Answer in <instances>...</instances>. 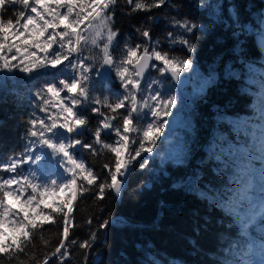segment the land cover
I'll return each instance as SVG.
<instances>
[{
    "label": "trees",
    "instance_id": "obj_1",
    "mask_svg": "<svg viewBox=\"0 0 264 264\" xmlns=\"http://www.w3.org/2000/svg\"><path fill=\"white\" fill-rule=\"evenodd\" d=\"M200 3L201 0H167L162 7L133 12L126 0H118L112 26L118 33L113 41V56L121 54L119 49L125 42L144 44L145 38L136 29L148 28L152 37L148 45L150 51L159 41V48L170 56L191 59L198 76L205 79L215 72L221 73L223 58L225 71L218 87L217 83L209 87L202 98L187 109L189 128H177L187 136L191 155L188 162L161 163V154L171 141L166 143V140L173 135L163 131L154 147L155 156L142 152L132 163L134 168L122 197L106 188L104 198H97L96 185L105 180L110 182L104 165L107 163L114 170L115 156L96 144L91 132L84 133L81 139L93 144L98 154L93 155L89 149L81 147L75 152L100 179L89 186L91 191L78 195L74 202L71 215L75 226H70L69 239L65 242L68 247L62 249L68 253L63 264H154L155 261L159 264H224L226 260L241 258L245 264H263L260 257L264 258V77L260 70L264 68V51L256 35L261 29L259 20L264 13V0H205L204 7L198 6ZM229 9L238 11L239 23L233 22L231 16L236 13H230ZM20 10V5L13 9L14 12ZM184 20L196 24L197 28L185 33L174 23ZM62 30L63 26L58 29ZM169 32L177 40L181 36L190 39L195 52L188 53L183 45L172 43ZM83 56L94 57L96 63L100 60L99 49L91 47ZM75 58L73 54V63ZM89 62L93 61H85ZM155 63L157 66L152 67L141 82L142 87L153 89V80L175 87L173 80L158 70L161 63ZM63 68L60 65L31 76L0 70V176L7 173L3 169L5 164L26 152L29 139L35 140L26 136L30 127L28 121L34 116L46 115L37 108L35 92ZM102 70L94 69V73ZM93 79L98 89L95 94L101 98L112 99V93L123 92L114 72L107 82L95 74ZM164 88L162 92L171 95ZM174 90L180 94V90ZM87 114L94 130L101 117L90 109ZM145 120L151 122L153 117L149 114ZM101 139L112 143L116 138L103 131ZM136 146L131 145L130 150ZM32 147L35 152L44 149L35 143ZM44 151L58 160L50 155V149ZM141 163L146 166L141 167ZM56 219L55 224H44L34 239L35 247L20 254L19 260L10 262L0 256V264H42L62 239V224L59 216ZM104 221H108L107 227L100 226ZM85 241L90 246L80 247ZM50 264H61L59 256Z\"/></svg>",
    "mask_w": 264,
    "mask_h": 264
},
{
    "label": "snow or ice",
    "instance_id": "obj_2",
    "mask_svg": "<svg viewBox=\"0 0 264 264\" xmlns=\"http://www.w3.org/2000/svg\"><path fill=\"white\" fill-rule=\"evenodd\" d=\"M166 2L167 0H126L128 5H132L133 12L150 11L153 7H162ZM117 3L118 0H64L63 3L56 0V8L48 10L50 6L44 4V0H0V70L19 71L31 76L33 73L44 74L41 70L49 67L64 66L59 75L54 73V78L44 81L34 94L38 110L46 115L43 118L34 116L28 121L30 127L26 136L35 138L29 139L25 146L28 154L25 156L22 153L20 158H13L3 166L5 171L14 175L7 178L0 176V256L10 262L19 260L20 254L35 247L34 239L40 234L44 224L57 223L56 217L59 216L62 239L51 256H59L63 264L68 253L61 249H67L65 241L69 239L70 226H75L71 216L74 211L73 202L78 195L83 196L91 191L89 186L95 185L100 179L82 158H78L70 150L80 146L89 149L93 155L98 154L93 144L81 139L85 132H91L95 143L115 156L114 170L107 163L104 165L109 171L110 182L105 180L96 185L99 190L97 198H104L106 188L119 195L124 180L118 179V176H126L132 163L142 152H153L161 129L167 123L161 117L169 115L177 104L175 95L162 96L159 90L142 87L141 82L150 62H161L158 66L160 73H170L177 81L181 79L182 71L192 69L191 59L170 56L169 52L159 48V41L155 42L156 46L150 51L148 45L151 44L152 37L148 28H143L142 31L141 28L136 29L145 38L144 44L125 42L123 48L119 49L121 54L113 56V41L118 35L112 27ZM16 5L21 6L18 12L13 11ZM198 6L204 7L205 0H201ZM40 8L45 11L41 12ZM61 8L66 11L60 12ZM229 11L236 13L231 19L234 23H239L238 11ZM151 19L153 18L149 17ZM174 23L185 33H191L197 28L196 24L188 20ZM259 24V42L264 45V13H261ZM61 26L63 30L58 31ZM168 37H172V43L183 45L188 53L195 52L190 39L181 36L177 40L172 32L168 33ZM90 47L99 49L98 63L94 57L83 56V52ZM73 54L76 57L75 63ZM105 66V73H94V69ZM111 72L120 81L123 92L112 93V99L109 96L101 98V95L95 94L98 89L93 75L105 77ZM260 72L264 77V68ZM60 75L64 78H59ZM61 93L65 95L62 96ZM89 109L91 113L101 117L94 130L89 124ZM149 114L156 119L147 122L145 118ZM113 121L117 123L114 124ZM105 130L110 135L114 134V142L108 143L101 139V133ZM34 143L41 148L50 149V155L58 157L57 165L63 168L59 179L38 177L32 171L24 174L25 163H38L42 159V156L35 155L32 147ZM131 145L137 146L130 150ZM122 153H127V157L122 158ZM140 166L146 165L141 163ZM13 199L15 203L11 202ZM87 222L90 224L91 220ZM100 226L107 227L108 221ZM89 246L87 241L80 245L84 248ZM50 258L46 256L42 264H48ZM154 264H159V261ZM224 264H245V261L242 258L226 260Z\"/></svg>",
    "mask_w": 264,
    "mask_h": 264
},
{
    "label": "rangeland",
    "instance_id": "obj_3",
    "mask_svg": "<svg viewBox=\"0 0 264 264\" xmlns=\"http://www.w3.org/2000/svg\"><path fill=\"white\" fill-rule=\"evenodd\" d=\"M63 2L64 0H61V3ZM221 3H223V1ZM44 4L50 6L49 8L51 10L56 8V0H44ZM39 10L41 12L45 11L44 8H40ZM59 11L63 12L61 9H59ZM47 18H50V17H47ZM259 34L260 33L256 35V39H257L258 45L264 51V45H262L259 42ZM154 65L155 66L153 67L157 66L156 63H154ZM50 69H54V68L49 67L46 70L49 71ZM181 74L189 79V84H191L192 86L188 89L187 88L189 85L188 84L185 87L184 91L182 92L180 91V94H178V92L174 90L175 88L179 90V88L176 85L175 87L170 84H167L165 86L163 84V81H160V80H153V89H149V90H159L162 96H168L167 93L162 92V90L165 89L164 87H166L168 90L167 92L170 91L171 95H175L177 97V104L174 108L171 109V113L167 116L161 117V120L167 121V123L164 124V127L161 129L160 134H162L163 131L165 130H166L165 134L168 132L173 133L170 139L166 140V143H168L170 140L171 141L166 145L164 152H162L161 154L162 157L160 161L162 164H164V162L168 160H171L175 163H185V162H188V160L190 159L191 155L189 154V150H188L189 143L187 141V136H185V133L179 131L177 128L178 127L189 128V125H188L189 118L187 116V109L189 108L190 110L194 101L198 100L199 98H202V96L209 89V87L213 86L215 83L218 82V79L220 76L219 72H215L211 77L207 79L202 78L198 76L194 63L190 71H182ZM154 81H159V83H154ZM155 119L156 118L153 117V120ZM44 149H39L37 152H35V155L42 156V159L40 162L25 163L23 165L24 174H28V172L32 171V172H35L38 177H51L53 179H59L60 178L59 173L63 172V168L59 167L57 165V161L54 160L51 156H47L46 154L47 152L44 151ZM27 154L28 153L26 151L24 155L26 156ZM155 154H156V151H154L153 156H155ZM126 157H127L126 153H122V158H126ZM178 160L179 162H177ZM44 163H48L49 166H45ZM46 167H48V169H46ZM18 171H20L19 168H18ZM11 175H14V174L7 172L4 175V177L7 178ZM13 187H17V186L13 185ZM11 202L15 203V200L13 199ZM260 260L264 264V258L260 257Z\"/></svg>",
    "mask_w": 264,
    "mask_h": 264
},
{
    "label": "water",
    "instance_id": "obj_4",
    "mask_svg": "<svg viewBox=\"0 0 264 264\" xmlns=\"http://www.w3.org/2000/svg\"><path fill=\"white\" fill-rule=\"evenodd\" d=\"M224 2H225V1H223V3H221V4H224ZM154 63H155V60H153V61L150 62V65H149L147 71H145V73H144V79L146 78V75H147L148 71H150V70L152 69ZM106 69H107V66H105V67L103 68V70H102L101 73H105V72H106ZM224 71H225V67H224V58H223V59H222L221 73H220V76H219V79H218V82H217V87H218V85H219V83H220V80H221V77H222ZM111 76H112V72L109 73V74H107L105 77H101V78L107 82V81L110 80ZM165 76H166L168 79H172L173 82L175 83V85L179 88V90H180L181 92L184 91L185 87L189 84V79H188L187 77L183 76L182 74H181V79H180L179 81H177V80H175L174 78H172L170 73H165ZM144 79H143L142 81H144ZM217 87H216V88H217ZM105 132L108 133V130H105ZM79 147H80V146H77L76 149H79ZM74 151H75V150H74ZM154 151H156V148H154V149H153V152L150 153V156H151V157L154 155ZM133 168H134V166L131 165L130 171H129V173H128L126 176H124V177H119V176H118V179H123V180H124V184H123V186H122V188H121V192H120L119 195H117L118 197H122L123 194H124V191H125L126 188L128 187V185H129V181H130V176H131V173H132V171H133ZM191 178H192V176L190 177V179H191ZM186 184H187V183H186ZM186 184L184 185V188H186ZM74 202H75V201H74ZM74 202H73V205H74ZM165 205H166V204H165ZM160 215H161V211H159L158 217H159ZM110 222H113V223H115V224H121L120 222L115 221V220H111ZM65 242H66V241H65ZM50 259H51V258H50ZM50 259H49V260H50Z\"/></svg>",
    "mask_w": 264,
    "mask_h": 264
},
{
    "label": "bare ground",
    "instance_id": "obj_5",
    "mask_svg": "<svg viewBox=\"0 0 264 264\" xmlns=\"http://www.w3.org/2000/svg\"><path fill=\"white\" fill-rule=\"evenodd\" d=\"M75 62H76V58H75ZM71 151H74V150H71ZM75 152V151H74ZM76 153V152H75ZM72 216V215H71ZM61 251H62V249H61ZM49 257H51V259L49 260L48 259V264H50V262L52 261V259H54L55 257H58V256H49Z\"/></svg>",
    "mask_w": 264,
    "mask_h": 264
}]
</instances>
